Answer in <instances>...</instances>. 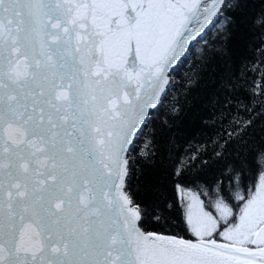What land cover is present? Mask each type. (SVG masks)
I'll return each mask as SVG.
<instances>
[{"label": "snow or ice", "instance_id": "1", "mask_svg": "<svg viewBox=\"0 0 264 264\" xmlns=\"http://www.w3.org/2000/svg\"><path fill=\"white\" fill-rule=\"evenodd\" d=\"M0 264H264V0H0Z\"/></svg>", "mask_w": 264, "mask_h": 264}]
</instances>
